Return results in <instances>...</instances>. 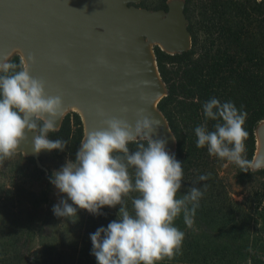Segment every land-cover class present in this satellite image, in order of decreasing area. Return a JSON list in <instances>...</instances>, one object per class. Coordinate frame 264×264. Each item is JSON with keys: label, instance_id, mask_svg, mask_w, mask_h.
<instances>
[{"label": "trees", "instance_id": "16d2710c", "mask_svg": "<svg viewBox=\"0 0 264 264\" xmlns=\"http://www.w3.org/2000/svg\"><path fill=\"white\" fill-rule=\"evenodd\" d=\"M191 1L185 0L186 16ZM200 9L201 18L189 25L192 47L188 51L170 54L159 46L154 48L168 89L158 107L176 136L173 153L182 162L184 174L176 198H182L191 187L203 192L191 228L186 226L183 213L174 220V226L185 233L180 252L157 264H244V260L264 264V242L252 237L258 218H264V178L243 199H234L221 174L227 160L209 155L207 147L198 148L194 131L205 123L214 130L216 121H206L203 113L206 101L213 97L222 103L231 101L247 113L244 128L248 138L242 155L253 160L256 127L264 119V0H200ZM20 60L16 54L10 61L19 64ZM83 137V121L75 111L66 114L57 131L48 133L49 139L68 142L65 151L72 161ZM128 147L130 152L137 150L136 143ZM134 172L129 168L133 183ZM208 174L207 180L198 179ZM238 175L242 181L257 179L264 177V168L248 172L239 168ZM139 195L134 191L124 197L131 214L132 199ZM73 206L77 207L80 233L70 249L35 248L28 244L34 234L27 230L12 234L0 244V264H97L90 234L117 220L120 205L104 206L102 215Z\"/></svg>", "mask_w": 264, "mask_h": 264}, {"label": "clouds", "instance_id": "9594fccd", "mask_svg": "<svg viewBox=\"0 0 264 264\" xmlns=\"http://www.w3.org/2000/svg\"><path fill=\"white\" fill-rule=\"evenodd\" d=\"M29 61L35 63V56L21 58L19 64L6 56L0 62V160L18 150L27 138L26 129L37 133L32 140L36 153L63 151L68 145L66 140L48 138L49 132L58 130L63 99L47 95L46 82L31 75ZM203 113L206 121L216 123L214 130L206 123L194 129L198 148L207 147L209 155L226 159L243 172L264 168V157L248 160L242 155L248 138L246 111L213 97L203 104ZM137 117L134 126L117 117L103 120L106 127L89 131L75 160H68L49 178L67 196L53 206L56 216H77L73 205L93 215H102L104 206L120 205L117 220L90 234L97 264H157L165 257L174 258L185 237L174 220L183 213L186 226L191 228L203 196L199 188L191 187L182 198H176L182 187V162L166 150L164 139H153L160 120L144 115V109L137 111ZM130 143H136L137 150L130 152ZM129 168L135 169L134 183ZM209 175L198 179L207 180ZM134 191L140 195L132 199L131 214L124 197Z\"/></svg>", "mask_w": 264, "mask_h": 264}, {"label": "water", "instance_id": "95a60500", "mask_svg": "<svg viewBox=\"0 0 264 264\" xmlns=\"http://www.w3.org/2000/svg\"><path fill=\"white\" fill-rule=\"evenodd\" d=\"M140 1L0 0V62L15 47L22 49L17 54L25 60L34 55L31 75L46 82L47 95L62 97L64 112L77 108L83 139L89 131L106 127L102 122L110 117L134 126L137 111L144 109V115L160 120L153 139H164L166 150L173 153L177 139L158 107L168 89L151 43L170 54L192 47L186 2L172 0L167 10H151L136 5ZM64 112L56 121L58 129ZM262 121L256 127L253 159L264 157ZM25 131L27 138L17 151L43 167L40 153L33 150L37 133Z\"/></svg>", "mask_w": 264, "mask_h": 264}, {"label": "rangeland", "instance_id": "374dc122", "mask_svg": "<svg viewBox=\"0 0 264 264\" xmlns=\"http://www.w3.org/2000/svg\"><path fill=\"white\" fill-rule=\"evenodd\" d=\"M172 0H142L136 5L151 10L168 8ZM189 8L188 25L201 18L200 0H192L187 5ZM203 38V35H200ZM157 46L151 43V48ZM22 54L20 47L12 49L10 59L14 54ZM77 110L76 107L68 108L65 114ZM264 125L262 121L261 126ZM43 167H39L24 152L16 151L11 157L0 160V244L12 234L21 235L27 230L34 234V239L28 242L35 248L70 249L79 237L80 227L77 223L78 216L59 217L53 212V206L61 199H67L51 182L50 177L54 171L59 170L68 160H71L65 149L60 151L40 152ZM239 167L227 161L221 174L230 191V195L237 200L243 199L246 194L257 187L260 179L242 181L238 175ZM70 203L71 201L68 200ZM253 238L262 239L264 242V218L260 216L256 228L252 233ZM245 262V263H244ZM244 264L247 262L244 260ZM259 264H262L259 262Z\"/></svg>", "mask_w": 264, "mask_h": 264}, {"label": "flooded vegetation", "instance_id": "af4514ba", "mask_svg": "<svg viewBox=\"0 0 264 264\" xmlns=\"http://www.w3.org/2000/svg\"><path fill=\"white\" fill-rule=\"evenodd\" d=\"M160 9V8H159ZM168 9V8H167Z\"/></svg>", "mask_w": 264, "mask_h": 264}]
</instances>
